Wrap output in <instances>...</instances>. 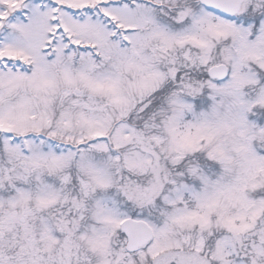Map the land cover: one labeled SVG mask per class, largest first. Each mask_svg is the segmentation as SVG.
<instances>
[{"label": "snow or ice", "instance_id": "1", "mask_svg": "<svg viewBox=\"0 0 264 264\" xmlns=\"http://www.w3.org/2000/svg\"><path fill=\"white\" fill-rule=\"evenodd\" d=\"M0 264H264V0H0Z\"/></svg>", "mask_w": 264, "mask_h": 264}]
</instances>
